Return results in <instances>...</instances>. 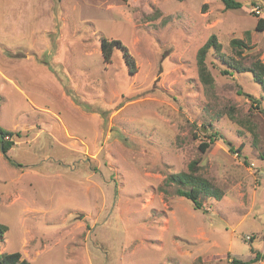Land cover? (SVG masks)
<instances>
[{
    "label": "rangeland",
    "instance_id": "1",
    "mask_svg": "<svg viewBox=\"0 0 264 264\" xmlns=\"http://www.w3.org/2000/svg\"><path fill=\"white\" fill-rule=\"evenodd\" d=\"M238 1L0 0V127L14 141L0 150V253L264 264V93L249 72L224 74L212 50L213 88L196 66L211 34L225 54L239 38L264 63V0ZM102 39L121 43L109 60ZM191 161L223 191L202 209L165 181Z\"/></svg>",
    "mask_w": 264,
    "mask_h": 264
},
{
    "label": "trees",
    "instance_id": "2",
    "mask_svg": "<svg viewBox=\"0 0 264 264\" xmlns=\"http://www.w3.org/2000/svg\"><path fill=\"white\" fill-rule=\"evenodd\" d=\"M225 9H236L240 7V1L238 0H222ZM255 29L261 31L264 29V18L258 17L256 20ZM229 45L233 50L232 55H227L221 51V43L217 40L214 34H211L207 40L198 48L196 53V66L197 73L200 82L206 86V88H213L214 79L208 69L206 64V56L210 50L214 51L222 63L226 66L223 69V73H230V71L237 72H249L254 80L260 85L264 93V63L260 58V53H246L244 54L243 50L247 49L249 46L244 40L239 38H231ZM114 47H121V43L118 40L107 41L105 39L101 40V51L104 59L109 60L112 55V49ZM124 59L127 66L133 67V60L128 53L124 52ZM245 94L256 104L259 103L257 98H254L249 93L240 92ZM264 95V94H263ZM264 97V96H263ZM13 132L10 130H5L0 127V150L3 154L6 153L7 149H10L13 146V139L11 136ZM208 142H201L199 149L201 151L205 150L211 141L214 140L216 136L220 137L217 132L214 134H209ZM20 165V164H18ZM166 183L177 184L175 188V193L180 196H184L190 199L195 208H203V197H213L220 199L223 195L221 188L210 182L208 179L204 178L200 174H197L196 162L191 161L188 165L187 171H181L179 173H173L166 176ZM5 228L0 224V236L4 232ZM260 259V255L256 253L249 260H240L239 258L232 257L230 260L231 264H249L256 262ZM0 264H29V262L21 257L19 251L11 253H0Z\"/></svg>",
    "mask_w": 264,
    "mask_h": 264
},
{
    "label": "built area",
    "instance_id": "3",
    "mask_svg": "<svg viewBox=\"0 0 264 264\" xmlns=\"http://www.w3.org/2000/svg\"><path fill=\"white\" fill-rule=\"evenodd\" d=\"M253 9H254L255 14L260 15V13H261L260 7L255 6Z\"/></svg>",
    "mask_w": 264,
    "mask_h": 264
},
{
    "label": "crops",
    "instance_id": "4",
    "mask_svg": "<svg viewBox=\"0 0 264 264\" xmlns=\"http://www.w3.org/2000/svg\"><path fill=\"white\" fill-rule=\"evenodd\" d=\"M262 56H263V54H262ZM263 58V57H262Z\"/></svg>",
    "mask_w": 264,
    "mask_h": 264
}]
</instances>
